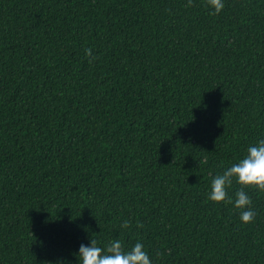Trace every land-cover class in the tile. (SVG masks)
<instances>
[{
  "label": "trees",
  "instance_id": "obj_1",
  "mask_svg": "<svg viewBox=\"0 0 264 264\" xmlns=\"http://www.w3.org/2000/svg\"><path fill=\"white\" fill-rule=\"evenodd\" d=\"M186 4L0 0V264H79L91 238L264 264V192L250 224L207 200L264 139V0Z\"/></svg>",
  "mask_w": 264,
  "mask_h": 264
},
{
  "label": "clouds",
  "instance_id": "obj_2",
  "mask_svg": "<svg viewBox=\"0 0 264 264\" xmlns=\"http://www.w3.org/2000/svg\"><path fill=\"white\" fill-rule=\"evenodd\" d=\"M192 5L193 0H187L185 7ZM206 5L212 9V15H219L225 6L224 0H206ZM85 55L90 64L97 59L91 48L85 49ZM201 163L207 164V158ZM209 175L211 183L207 200L214 203L232 204L235 209L239 210V219L242 223H252L257 212L252 207L251 197L244 189L253 188L264 192V139L250 144L245 155L222 172L215 175L209 173ZM234 180L241 187L235 191L233 197L229 195L228 189L232 187ZM120 227L129 229L131 221L123 220ZM137 227H143V225L137 221ZM77 255L79 264H153L145 251L144 244L140 241H137L130 249H126L120 239L109 240L104 247H101L98 246L96 239L91 238L89 245L80 244Z\"/></svg>",
  "mask_w": 264,
  "mask_h": 264
}]
</instances>
